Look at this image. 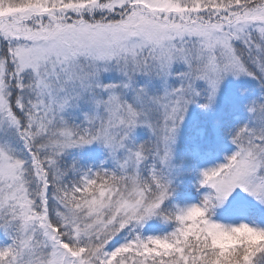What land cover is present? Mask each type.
<instances>
[{"label":"snow or ice","instance_id":"1","mask_svg":"<svg viewBox=\"0 0 264 264\" xmlns=\"http://www.w3.org/2000/svg\"><path fill=\"white\" fill-rule=\"evenodd\" d=\"M0 264H264V0H0Z\"/></svg>","mask_w":264,"mask_h":264}]
</instances>
